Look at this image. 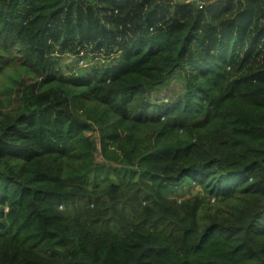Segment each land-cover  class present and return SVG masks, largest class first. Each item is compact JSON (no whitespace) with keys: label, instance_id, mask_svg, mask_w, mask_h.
Segmentation results:
<instances>
[{"label":"trees","instance_id":"obj_1","mask_svg":"<svg viewBox=\"0 0 264 264\" xmlns=\"http://www.w3.org/2000/svg\"><path fill=\"white\" fill-rule=\"evenodd\" d=\"M0 73V264H264V0H0Z\"/></svg>","mask_w":264,"mask_h":264},{"label":"rangeland","instance_id":"obj_2","mask_svg":"<svg viewBox=\"0 0 264 264\" xmlns=\"http://www.w3.org/2000/svg\"><path fill=\"white\" fill-rule=\"evenodd\" d=\"M160 5H167L171 3H178L180 5H192V6H199L200 4H224V0H159ZM170 14L175 15V11L170 12ZM175 17V16H174ZM135 20V18H133ZM112 26L111 23H107V27ZM136 27V28H135ZM126 37L127 38H134L139 36L138 27L136 25H132L131 28H126ZM142 36V35H141ZM144 37V36H142ZM123 38V39H124ZM114 40H111V44H113ZM116 42L121 41L119 37H116ZM94 47H97L95 43ZM92 46H88L85 49L77 48V39H70L68 42L64 44V46L60 43H57L55 53L58 61V68L61 71H64L68 76H82V71H91L92 66L98 67H106L117 63L119 60L120 49L118 45L114 43L110 48L103 50L101 48H94ZM110 53H113L112 58H107ZM83 67V68H82ZM89 69V70H88ZM12 72V70H11ZM1 75V73H0ZM182 90V86L180 83L171 82L167 88L163 91H168V97L171 100H176L179 98L178 92ZM97 160H101L100 155H97ZM183 190H187V187L183 188ZM182 189L178 190L179 194H183ZM199 190V186H195L193 191L196 192Z\"/></svg>","mask_w":264,"mask_h":264},{"label":"built area","instance_id":"obj_3","mask_svg":"<svg viewBox=\"0 0 264 264\" xmlns=\"http://www.w3.org/2000/svg\"><path fill=\"white\" fill-rule=\"evenodd\" d=\"M203 4H200L199 7H202Z\"/></svg>","mask_w":264,"mask_h":264}]
</instances>
